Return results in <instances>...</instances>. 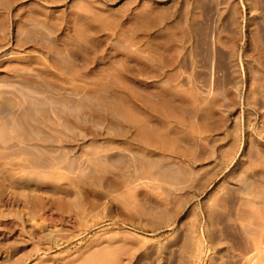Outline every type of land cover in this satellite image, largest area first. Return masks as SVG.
Instances as JSON below:
<instances>
[{
    "label": "rangeland",
    "instance_id": "rangeland-1",
    "mask_svg": "<svg viewBox=\"0 0 264 264\" xmlns=\"http://www.w3.org/2000/svg\"><path fill=\"white\" fill-rule=\"evenodd\" d=\"M0 264H264V0H0Z\"/></svg>",
    "mask_w": 264,
    "mask_h": 264
}]
</instances>
